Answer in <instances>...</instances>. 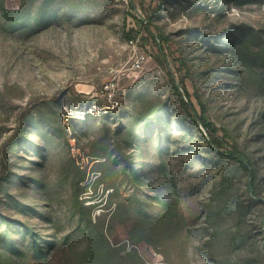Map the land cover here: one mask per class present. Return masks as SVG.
<instances>
[{"label": "rangeland", "instance_id": "rangeland-1", "mask_svg": "<svg viewBox=\"0 0 264 264\" xmlns=\"http://www.w3.org/2000/svg\"><path fill=\"white\" fill-rule=\"evenodd\" d=\"M0 264H264V0H0Z\"/></svg>", "mask_w": 264, "mask_h": 264}, {"label": "trees", "instance_id": "trees-1", "mask_svg": "<svg viewBox=\"0 0 264 264\" xmlns=\"http://www.w3.org/2000/svg\"><path fill=\"white\" fill-rule=\"evenodd\" d=\"M202 123L204 126H206L207 130L210 132V135L212 137L213 140H211L210 142L212 143V145L214 144H220V141H218V139L216 138V135H215V132H214V127L211 125V122L207 121V119H202ZM239 159L245 164L246 167L249 168L250 170V175H251V185L255 184V181L257 179V173L252 169V167L250 166L251 165V161L249 160V158L247 156H241L239 157ZM253 187V186H252ZM252 191L255 192V189L252 188ZM6 223V226L7 225H10L8 224L7 222ZM16 224L13 223L11 224L9 227H14Z\"/></svg>", "mask_w": 264, "mask_h": 264}]
</instances>
